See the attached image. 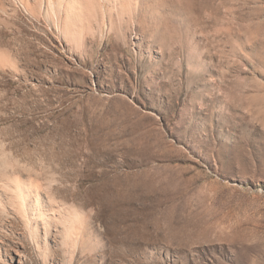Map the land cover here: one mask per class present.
Here are the masks:
<instances>
[{"label": "rangeland", "instance_id": "obj_1", "mask_svg": "<svg viewBox=\"0 0 264 264\" xmlns=\"http://www.w3.org/2000/svg\"><path fill=\"white\" fill-rule=\"evenodd\" d=\"M0 264H264V0H0Z\"/></svg>", "mask_w": 264, "mask_h": 264}, {"label": "bare ground", "instance_id": "obj_2", "mask_svg": "<svg viewBox=\"0 0 264 264\" xmlns=\"http://www.w3.org/2000/svg\"><path fill=\"white\" fill-rule=\"evenodd\" d=\"M49 1H51V0H47V4H48V2ZM153 2V1H152ZM43 3V2H42ZM100 3V2H99ZM137 5V4H136ZM86 7V6H85ZM53 9V8H52ZM125 10V9H124ZM130 10V9H129ZM85 11V10H84ZM123 11V10H122ZM83 12V11H82ZM130 12H131V10H130ZM139 21V20H138ZM122 25V24H121ZM15 190L17 191V194H18V196H19V198H17L18 199V201H19V203L21 204V206H23L22 204H23V199H24V197H23V194H22V192H21V189H22V187H21V185H20V183L18 184V185H16L15 186ZM37 192V191H36ZM17 196V197H18ZM18 203V202H17ZM36 203V202H35Z\"/></svg>", "mask_w": 264, "mask_h": 264}]
</instances>
